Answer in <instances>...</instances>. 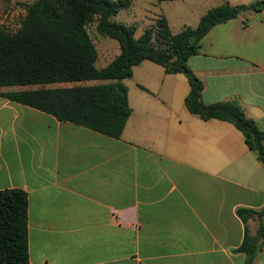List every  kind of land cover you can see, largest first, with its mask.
<instances>
[{"label":"crops","instance_id":"crops-1","mask_svg":"<svg viewBox=\"0 0 264 264\" xmlns=\"http://www.w3.org/2000/svg\"><path fill=\"white\" fill-rule=\"evenodd\" d=\"M132 1L128 14L159 8L172 30L164 7L186 0ZM260 1L197 0L211 6L181 26ZM188 66L205 104L235 102L264 129V10L215 25ZM123 82L132 115L119 139L1 96L27 86L0 88V190L28 195L30 264H247L237 209L264 207V163L233 124L188 111L186 75L146 60Z\"/></svg>","mask_w":264,"mask_h":264},{"label":"trees","instance_id":"trees-1","mask_svg":"<svg viewBox=\"0 0 264 264\" xmlns=\"http://www.w3.org/2000/svg\"><path fill=\"white\" fill-rule=\"evenodd\" d=\"M173 1V0H158ZM132 0H34L27 4L20 30L11 33L0 25V88L44 86L55 83L100 81L93 85L37 88L1 93L12 101L53 115L60 121L84 126L119 139L132 115L124 80L134 67L152 61L168 74L182 73L190 83L185 99L188 111L200 119L233 124L249 148L264 163V129L248 118L235 102L207 105L202 101L204 83L188 66L204 36L215 25L228 22L246 10L263 11L264 1L250 6L229 2L208 10L196 27L185 26L174 34L165 16L136 37L135 25L114 21ZM96 25L99 35L118 41L120 53L104 68L96 66L99 54L87 26ZM245 224L238 252L254 264L264 245V207L237 209ZM258 221L255 235L247 228ZM0 264H30L28 195L18 188L0 190Z\"/></svg>","mask_w":264,"mask_h":264},{"label":"rangeland","instance_id":"rangeland-1","mask_svg":"<svg viewBox=\"0 0 264 264\" xmlns=\"http://www.w3.org/2000/svg\"><path fill=\"white\" fill-rule=\"evenodd\" d=\"M34 0H0V25L7 31L16 30V26L23 22L26 16L27 4L32 3ZM136 3H145L142 0H134ZM197 3V0H186L179 2L176 8H171L165 6L164 10L168 14L171 22V27L174 33H179L182 26V23L188 25H194L197 21V18L204 13L211 4L207 3L206 6L200 8H193ZM194 4V5H192ZM128 10L120 12L114 21L123 23V25H135L137 28L136 36L142 35L146 29V25L151 23L150 21H155L156 18L160 17L159 8L152 9L151 18L144 17L143 11H138V16L134 17L127 13ZM155 23V22H154ZM87 30L93 39L97 50L99 53V58L96 63L98 68L106 67L120 52V45L118 41L110 38L99 35L96 31V25L90 24L87 26ZM97 82H68V83H55L44 86H27L28 89H37V88H57V87H72L77 85H89ZM18 89L20 87H10ZM24 88V87H23Z\"/></svg>","mask_w":264,"mask_h":264},{"label":"built area","instance_id":"built-area-1","mask_svg":"<svg viewBox=\"0 0 264 264\" xmlns=\"http://www.w3.org/2000/svg\"><path fill=\"white\" fill-rule=\"evenodd\" d=\"M13 26H15V25H12V26H11V31H10V32H11V33H16L17 31L20 30V27L22 26V22L19 23V24L16 26V30H12V27H13Z\"/></svg>","mask_w":264,"mask_h":264}]
</instances>
